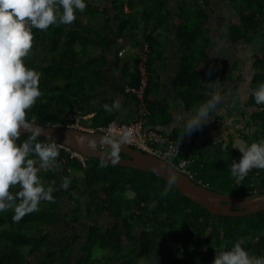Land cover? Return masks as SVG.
Here are the masks:
<instances>
[{"label": "trees", "instance_id": "1", "mask_svg": "<svg viewBox=\"0 0 264 264\" xmlns=\"http://www.w3.org/2000/svg\"><path fill=\"white\" fill-rule=\"evenodd\" d=\"M218 12L227 14L223 27L215 24ZM33 36L24 62L40 74L41 96L27 118L34 116L42 126L71 124L74 113L80 115L94 104L92 96L105 80V54L117 42L142 52L148 45L144 52L148 73L145 100L150 124H171L170 104L151 97L161 88L158 67L166 58L167 42L173 41L181 49L180 71L173 87L186 110L195 112L219 95L221 101L210 117L221 120L226 119L219 114L225 91L218 92V88L236 86L239 79L233 66H238L240 59L230 54L237 55V49L245 46L252 50L247 102L255 110L240 136L248 144L264 139V105H257L252 96L264 83V0H87L86 9L76 12L72 24L34 28ZM222 45L236 48L232 53L227 49L222 52ZM141 59L134 57L130 86L140 83ZM112 121L103 110L97 112L91 126L98 132ZM182 132L174 130L170 138L185 157L193 159L189 168L195 183L233 196L264 194V170L253 169L243 180L231 176L232 161L242 156L233 148L232 137L210 143L199 141L197 130L182 140ZM25 139L27 134H22L17 143ZM39 140L51 139L40 136ZM58 149L55 165L38 172L44 186L55 189L54 201H41L38 210L19 221L13 220V208L0 212V264H33L31 259L41 252L44 258L39 264L159 263L167 249L160 244L162 239L168 246L177 241L173 246L181 254L173 264H212L216 250L230 249L236 242L248 248L250 255L264 257V212L247 217L216 216L174 186L164 195L168 182L155 173L108 162L102 167V160L96 158H87L84 166ZM29 158L36 159L34 155ZM65 177L70 180L66 190L61 187ZM19 190L17 185L9 191L15 194ZM65 204L73 222L86 216L91 224L83 234L68 237L62 246L50 247L52 230L59 225ZM94 217L106 218L108 225Z\"/></svg>", "mask_w": 264, "mask_h": 264}, {"label": "clouds", "instance_id": "2", "mask_svg": "<svg viewBox=\"0 0 264 264\" xmlns=\"http://www.w3.org/2000/svg\"><path fill=\"white\" fill-rule=\"evenodd\" d=\"M87 0H0V212L13 208L14 221H19L26 213L38 210L41 201L53 202L51 186L45 187L38 172L52 168L59 156L56 141H40L42 130L35 124V117L27 118L28 110L41 96L40 74L26 66L24 58L33 46V29L47 30L50 25H70L76 19V12H84ZM255 103L264 105V83L252 91ZM221 101L214 95L201 104L182 121L181 139L201 129L210 120V113ZM113 108H120L115 101ZM105 110H111L104 105ZM27 139L17 143L21 135ZM134 133L125 130L119 141L105 137L111 146L107 159L116 165L120 162L122 145L132 143ZM242 156L233 160L230 174L243 180L253 169L264 170V139L248 144L237 139L233 144ZM34 155L36 159L29 158ZM105 166V161L101 162ZM177 181V176L169 173L163 194L167 195ZM19 186L15 194L9 190ZM70 180L65 177L61 187L67 189ZM19 200V203L16 201ZM139 264H145L143 260ZM212 264H264V257L251 256L236 242L230 249L216 250Z\"/></svg>", "mask_w": 264, "mask_h": 264}, {"label": "crops", "instance_id": "3", "mask_svg": "<svg viewBox=\"0 0 264 264\" xmlns=\"http://www.w3.org/2000/svg\"><path fill=\"white\" fill-rule=\"evenodd\" d=\"M114 25L117 27V23ZM167 43L166 58L158 67V76L161 88L154 95H152L151 98L165 101L171 106V112L174 116L173 122L167 126H152L156 131L170 137V134L174 130H183L182 121L184 117L188 114H194V112L186 110L183 99L173 87L174 78L180 71V46L177 42L173 41ZM142 51L143 49H136L135 47H132V45L126 46V42H117V45L105 54L107 58V64L103 69L105 80L99 91L92 96L94 104L86 107L80 115H76L74 113L71 124H78L81 126L80 129L91 131L93 130L91 126L92 120L97 115V112L103 110L107 118H113L111 123H131L136 120V102L133 96L126 93V87L131 84V68L133 66L134 57H140ZM115 101H119L120 108L116 109L112 107ZM104 105H108L111 110H105ZM212 119L213 118L210 117L209 122L203 125L201 129L197 130L199 133V141L210 143L217 141L205 136L207 128H209L210 125L209 123H213ZM100 121L102 122L104 120L101 119Z\"/></svg>", "mask_w": 264, "mask_h": 264}, {"label": "water", "instance_id": "4", "mask_svg": "<svg viewBox=\"0 0 264 264\" xmlns=\"http://www.w3.org/2000/svg\"><path fill=\"white\" fill-rule=\"evenodd\" d=\"M35 124L42 130L41 137L55 140L56 143L69 147L86 158H96L111 163L107 157L112 150L104 140L105 137L119 141L103 133L91 132L77 128L46 127ZM28 134V133H24ZM120 162L116 165L136 169L139 171L155 173L168 182L169 173L177 176L173 185L182 194L201 205L204 209L216 216L247 217L264 212V194L248 196H233L214 192L205 186L195 183L189 176L181 173L168 162L134 149L128 145H122Z\"/></svg>", "mask_w": 264, "mask_h": 264}, {"label": "built area", "instance_id": "5", "mask_svg": "<svg viewBox=\"0 0 264 264\" xmlns=\"http://www.w3.org/2000/svg\"><path fill=\"white\" fill-rule=\"evenodd\" d=\"M148 45H145L144 52L148 51ZM141 54V63L139 70L141 72V79L138 86H127L126 93L132 95L136 99L137 107V118L131 123H119L113 122L107 126L100 127L98 133H103L111 136L117 140L120 139L123 132L129 128L132 129L134 136L133 141L128 146L141 150L144 153L152 154L158 158L168 162L174 168H176L181 173L192 178L193 173L189 166L193 163L191 156L185 157L183 155V150L181 147L170 137L164 135L161 132L156 131L152 126H150V116L151 112L148 108V104L145 100V90L148 84V75L145 67V54ZM61 127L67 128H77L80 129L81 126L78 124H62ZM91 132H96L91 130ZM58 148L63 149L71 155L72 158H77L85 166L86 157L80 153L73 151L67 146L57 143Z\"/></svg>", "mask_w": 264, "mask_h": 264}, {"label": "flooded vegetation", "instance_id": "6", "mask_svg": "<svg viewBox=\"0 0 264 264\" xmlns=\"http://www.w3.org/2000/svg\"><path fill=\"white\" fill-rule=\"evenodd\" d=\"M215 21H216V25L218 27H220V25L225 24L226 19L223 17H221V13L218 12L217 15H215ZM219 20V22H218ZM218 22V24H217ZM242 49H237V53H241L242 54ZM235 51V50H234ZM232 53V52H231ZM235 54V52H234ZM233 57V54H230ZM238 55V54H237ZM249 89V87H248ZM219 91H225L223 93V97H224V102L223 104V108L220 111L219 114H222L223 116H225V120H221L219 118H213V123H209L211 125H209V128H207V132L206 135L207 137L212 138L213 140H223L225 139L227 136H230L233 138L234 142L237 139L243 140L240 136V132L241 130H245V124H247L246 122L249 121L250 117L252 116V114L254 113V107L250 106L247 102L250 90L244 92L240 91L236 86L234 85H228L225 87H219L218 88V92ZM235 94H237L240 98L238 99L236 96H234ZM238 100L237 102L234 101ZM239 127L238 129L236 127ZM106 219V218H105ZM105 219H101V218H97L94 217V220H98L99 222L108 225L106 222L109 221H105ZM91 224V223H90ZM86 232V231H85ZM167 241L166 239H162L160 241V244L162 245V247L167 248L166 249V255L164 257L161 258V264H173L174 262V258H179L181 252L173 246L177 241L172 242L173 244H171L170 246L167 245V243L164 242ZM246 241V240H244ZM169 249H172L171 251ZM248 251V248H245ZM169 250V251H168ZM249 252V251H248ZM250 254V252H249ZM252 256V254H251ZM155 262H159V261H155ZM154 264V262L152 263Z\"/></svg>", "mask_w": 264, "mask_h": 264}, {"label": "rangeland", "instance_id": "7", "mask_svg": "<svg viewBox=\"0 0 264 264\" xmlns=\"http://www.w3.org/2000/svg\"><path fill=\"white\" fill-rule=\"evenodd\" d=\"M225 11H227V10H225ZM220 13H221V17H223V19L227 18L226 13H224V12L223 13L220 12ZM218 22H219V20H218ZM218 22H217V24H218ZM222 25L224 26V24H222ZM222 25H220V26H222ZM240 46H243V45H240ZM235 48H236V46L231 47V45H228V46L222 45L221 51L223 52V50L225 51V49H227L228 51L233 52L235 50ZM126 51H128V50H126ZM251 56H252V50H250V48H247L246 46L242 49V54L241 53H238V55L233 54V57L235 59H240L238 66L237 65L233 66V70H234V72H236L235 74L239 78L238 83L236 84V87L240 91L245 90L244 92H246L249 90L248 89V83H249V78H250V75L252 72V67H251V63H250L251 58H252ZM234 96H236L238 99L240 98L237 94H235ZM234 102L238 103V101H236V100ZM236 128L238 129L239 127L237 126ZM128 197L132 198L133 196L131 194H128ZM64 207H65V209L62 212V219H61L59 225L55 229L52 230V233L54 234V239L50 242V244H49L50 247L62 246L63 242L68 237L73 235L74 233L83 234L87 229V224L91 222L86 216L83 217L79 223L73 222V217L71 216V209H69L68 204H65ZM41 258H44V253H42V252H41V254L33 257L31 260H32L33 264H39V260ZM154 264H161V262L154 263Z\"/></svg>", "mask_w": 264, "mask_h": 264}, {"label": "bare ground", "instance_id": "8", "mask_svg": "<svg viewBox=\"0 0 264 264\" xmlns=\"http://www.w3.org/2000/svg\"><path fill=\"white\" fill-rule=\"evenodd\" d=\"M91 127V126H90Z\"/></svg>", "mask_w": 264, "mask_h": 264}]
</instances>
